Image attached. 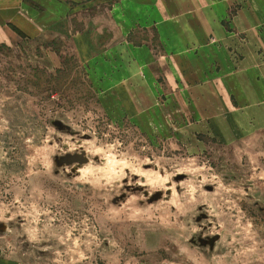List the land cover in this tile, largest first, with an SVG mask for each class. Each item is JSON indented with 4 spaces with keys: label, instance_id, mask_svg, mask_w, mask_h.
<instances>
[{
    "label": "rangeland",
    "instance_id": "374dc122",
    "mask_svg": "<svg viewBox=\"0 0 264 264\" xmlns=\"http://www.w3.org/2000/svg\"><path fill=\"white\" fill-rule=\"evenodd\" d=\"M216 1L0 0V264H264V128L225 142L165 104L164 71L187 74L179 42L197 39L244 104H264V38L250 28L237 37L245 54L222 53ZM62 7L66 18L38 29ZM143 46L162 58L155 103L175 119L169 131L125 112Z\"/></svg>",
    "mask_w": 264,
    "mask_h": 264
},
{
    "label": "crops",
    "instance_id": "0c3cea01",
    "mask_svg": "<svg viewBox=\"0 0 264 264\" xmlns=\"http://www.w3.org/2000/svg\"><path fill=\"white\" fill-rule=\"evenodd\" d=\"M259 3V0H256ZM264 2V1H263ZM222 7L214 8L215 13L219 18L215 21L213 29H217L220 32V36L224 39L225 48L220 49L222 53L231 55V47H235L236 44L242 46V55L245 54L247 46L237 42V37L244 34L248 29L252 28L257 31L258 38H264V5H256L255 0H222ZM181 4V3H180ZM202 7H215L217 5L216 0H200ZM236 5L235 13L230 15V8ZM64 8V16L62 14H56L54 21L39 22L38 29L48 27L58 22L62 18H66V9ZM186 13V11H185ZM188 14V13H187ZM189 15V14H188ZM203 18V17H202ZM206 21V17L204 18ZM163 21V23L161 22ZM179 23L183 24L182 28L179 25H175L176 36L178 33H182L183 29H187L190 24L188 17L178 19ZM48 23V24H47ZM168 17L164 13L161 14V20L158 21V25L162 27L159 30V37L164 44L165 49L169 53V57H174L180 54V51H175L170 46L173 41H169V33L167 28L169 27ZM228 25H226V24ZM168 34V37L166 36ZM164 35V36H163ZM243 40V39H242ZM177 41V40H175ZM195 42V43H194ZM194 42H187L188 46L182 41L183 54L186 57L189 72L185 74L184 68L180 66L167 67L164 71L166 76V89L168 91V97L165 101L167 105L168 99L173 101V108L170 116L172 117V111L178 107L184 111L185 118L190 120V124L194 126H200L194 128L196 133L214 134L219 136L225 142L238 139L240 137L247 136L248 133L259 127L264 128V104L262 100H257L255 109L247 106L242 102V97L239 93L234 91V85L231 83V68H217L218 62H223L220 57H205V50L203 48V41L199 39ZM216 43L214 44L215 47ZM264 47V43L258 44ZM220 47L221 45H216ZM189 50H188V49ZM248 53L244 61L248 60ZM143 56V57H142ZM167 57V60L170 59ZM161 57L154 55L152 50L148 47H137L136 55L133 62L135 66L139 65L137 71L133 72V80L128 90L129 100L126 105V115L135 120L137 123H144L150 130L156 132H163L170 130V125L174 122L169 121L164 113L163 107L156 105V89H155V76H154V63L157 60H161ZM226 62V60H225ZM144 67V75L140 73ZM260 67V68H259ZM260 72L264 75V64L258 65ZM143 79L148 86L150 84L149 95L148 89H144L142 93L139 91V81ZM260 83L264 82V76L261 77ZM219 84V86H218ZM125 84L122 81H118L116 86V93L121 90L120 87H124ZM169 86H173L174 90H168ZM184 90V91H183ZM191 90L193 96L188 99L185 98L186 91ZM184 94V95H183ZM190 95V94H189ZM120 101V104L122 101ZM186 109H190V112L186 114ZM223 113L225 117H219V114ZM173 118V117H172ZM202 126L208 127L202 128ZM169 127L168 129H166ZM148 131L147 128H145ZM239 136V137H237Z\"/></svg>",
    "mask_w": 264,
    "mask_h": 264
},
{
    "label": "water",
    "instance_id": "95a60500",
    "mask_svg": "<svg viewBox=\"0 0 264 264\" xmlns=\"http://www.w3.org/2000/svg\"><path fill=\"white\" fill-rule=\"evenodd\" d=\"M83 160H84V158H83Z\"/></svg>",
    "mask_w": 264,
    "mask_h": 264
}]
</instances>
